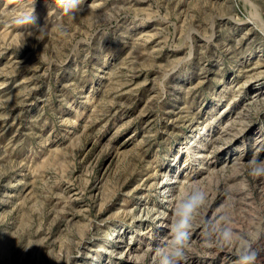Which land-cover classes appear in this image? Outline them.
<instances>
[{
  "label": "rangeland",
  "instance_id": "rangeland-1",
  "mask_svg": "<svg viewBox=\"0 0 264 264\" xmlns=\"http://www.w3.org/2000/svg\"><path fill=\"white\" fill-rule=\"evenodd\" d=\"M32 6L0 0V264H155L193 189L181 264L264 248V0H36L25 41Z\"/></svg>",
  "mask_w": 264,
  "mask_h": 264
},
{
  "label": "clouds",
  "instance_id": "clouds-1",
  "mask_svg": "<svg viewBox=\"0 0 264 264\" xmlns=\"http://www.w3.org/2000/svg\"><path fill=\"white\" fill-rule=\"evenodd\" d=\"M36 0H33L31 13L21 16L16 20L18 25H30L28 35L25 37L35 36L37 40L43 39L45 35V25L37 24L35 15ZM56 7L62 15L67 16L70 20H75L76 14L82 10L85 0H54ZM249 175L253 177H264V161L250 160ZM206 201V193L193 189L186 196L178 201L175 208V215L171 227V239L166 241L163 246L154 249L155 264H181L185 260V248L188 246L191 238V229L193 227L198 210ZM211 231L209 224L208 230ZM217 243H238L240 246L236 251L235 264H264L261 259V253L264 248H258L252 243L246 241L245 237L233 232L230 227L219 230ZM206 242H208L206 237Z\"/></svg>",
  "mask_w": 264,
  "mask_h": 264
},
{
  "label": "bare ground",
  "instance_id": "bare-ground-1",
  "mask_svg": "<svg viewBox=\"0 0 264 264\" xmlns=\"http://www.w3.org/2000/svg\"><path fill=\"white\" fill-rule=\"evenodd\" d=\"M121 75H122V74H121ZM256 96H258V94H254V95H253V97H256ZM260 96H261V95H260ZM252 99H253V98H252ZM257 99H260V100H257ZM253 100H254V101L256 100L255 102H257V101H262V100H264V96H261V97L258 96V97H256V98L253 99ZM255 102H254V103H255ZM259 103H260V102H259ZM168 202H170V201L168 200Z\"/></svg>",
  "mask_w": 264,
  "mask_h": 264
}]
</instances>
